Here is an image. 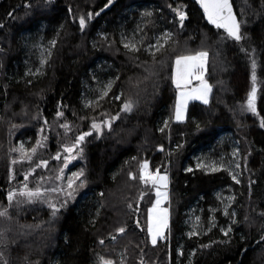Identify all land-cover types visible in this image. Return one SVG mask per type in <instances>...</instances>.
<instances>
[{
    "label": "trees",
    "instance_id": "trees-1",
    "mask_svg": "<svg viewBox=\"0 0 264 264\" xmlns=\"http://www.w3.org/2000/svg\"><path fill=\"white\" fill-rule=\"evenodd\" d=\"M233 3L239 19L248 21L243 30L250 34L251 41L246 39L241 43L257 49L256 106L260 116L241 110L252 87L247 56L234 41L219 40L224 32L206 22L193 0H112L108 7H105L107 0H53L51 4H45L44 0H0V24L4 25L0 28V49H3L0 52V204H7L10 186L23 181L27 166L17 163L16 179L9 184L10 159L19 155L10 153L9 148L20 143L29 148L39 138L43 120L33 118L37 106L42 117L52 124L58 103L66 105L63 110L72 122V132L68 133L71 137L77 130H88L89 120H78L80 115L91 113L101 119L102 110L110 114L119 111L123 99L130 97L136 101L133 113L116 120L113 131H106L100 139H94L93 133V137L87 138L91 142L84 146V158L73 160L64 168L66 175L84 168L88 184L61 210L57 219L50 221L49 210L40 204L22 205L18 212L10 210L20 224H40V227L21 235L15 221L12 222L9 244L3 249L9 264H24L21 258L25 254L38 264H96L100 256L117 259L121 253H125L127 264H138L140 248H144L145 259L156 260L157 264H189V253L194 248L196 255L191 258V264H264V241L260 240L264 216L259 214L264 211V129L259 127L260 117H264V13L255 14L260 10V0H233ZM177 7L187 13L183 30L173 11ZM144 11L153 13L150 22L142 21ZM88 12L99 15H94L81 33L78 17L87 18ZM138 24L147 33L146 43L165 29L175 33L166 46L165 63L155 66L154 75L136 66L120 43L121 33L132 36ZM104 34L114 41L112 47H108ZM52 39L57 43L44 74L26 75V62L35 55L30 56L33 45L42 41L50 47ZM201 49H206L209 55L207 79L212 85L211 99L207 105L192 103L187 120L179 123L169 119L177 101L171 79L175 56L194 54ZM140 58L145 59V54L141 53ZM117 75L119 80L101 102L102 109L92 112L86 108V100L94 99L99 92L98 80L105 78L107 83ZM27 80L33 83L28 85ZM121 91L124 93L121 100L111 99ZM166 120L169 127L160 132L158 129ZM196 122L201 124L200 131L195 129ZM13 124L18 127L11 128ZM56 132L61 133L59 139L63 140V129L55 124L51 129L45 126L48 147L40 149L38 155L48 159L49 164L47 169H36L29 177L30 187L37 175L54 174L63 166L61 161L51 158L58 147ZM224 135L239 144L242 168L243 156L251 152L248 169L256 182L250 199L249 171L243 172L241 184H235L224 171L204 174L195 169L194 158L211 145L215 157L229 153L230 141L226 139L223 144L218 141ZM177 142L183 144L182 149L168 156V150L174 149ZM160 144L165 151H159ZM143 160L149 162L152 171L157 168L161 174L167 171L170 181V230L167 239L160 240L155 248L147 236L148 209L155 201V187L151 182L145 184L128 175L131 171L138 177ZM189 166L195 174L185 171ZM222 187H229L235 194L230 212L236 211L239 223L232 224L230 242L200 249V244L229 239L220 228L227 227L231 221L223 215V205L215 195ZM129 202L139 211L129 210ZM193 206L200 210L204 230L199 237L189 238L186 221ZM93 218L94 226L90 223ZM212 222H216L215 226L206 231ZM7 225V221L0 220V229ZM121 225L127 226L123 235L115 233ZM110 233L117 235L116 242L110 240ZM100 238L105 240L103 245ZM245 248L247 251H242ZM180 249L183 256L178 254Z\"/></svg>",
    "mask_w": 264,
    "mask_h": 264
},
{
    "label": "snow or ice",
    "instance_id": "snow-or-ice-1",
    "mask_svg": "<svg viewBox=\"0 0 264 264\" xmlns=\"http://www.w3.org/2000/svg\"><path fill=\"white\" fill-rule=\"evenodd\" d=\"M53 0H44L45 4H51ZM112 3V0H107V4L105 7H108ZM197 3L203 10V15L207 19L208 23L214 25L217 30L222 29L224 32V36L219 37V40L222 42L224 40L230 39L234 41L240 47V51L243 52L250 64L251 69V91L248 94V98L246 101V105L242 106L241 110L245 112H250L254 116H260V113L257 110L256 102H257V72L256 69L258 67V56L257 49L254 46L245 47L242 41L246 39L251 41V36L248 32L243 30V25H246L248 21L246 19L241 20L238 19L236 12L234 11L232 0H197ZM26 7H30V5H25ZM171 7V5L169 6ZM71 11V9H69ZM173 11L178 16V26L181 30L184 28L185 20L187 19V13L183 11L180 7L173 9ZM264 13V0H260V10L255 14L260 15ZM12 14L9 13V16ZM94 15H99V12L87 13V18L84 15H80L78 17V24L81 33H83L84 29L87 26V22L93 18ZM153 13L151 11H144L141 13L142 21L150 22ZM75 19V18H74ZM4 25L0 24V28H3ZM63 27V25H61ZM137 35L139 38L137 39ZM175 33L171 30L165 29L158 34H154L151 39V42H147L148 39L147 33L141 27V25H137L133 31L132 36H126L121 33L120 43L123 48L126 50L125 54L131 56V60L138 67H143L144 71L149 75H154V68L156 65H163L165 63L164 54L168 51L166 46L169 45V42L172 41ZM104 40L107 43L108 47H112L114 41H109L107 34H104ZM175 41H173L174 43ZM57 41L52 39L49 41L50 47L43 48L41 53V58L39 60V67H37L34 71L29 70L26 75L37 76L44 74V67L49 64V60L53 55L52 49L55 47ZM96 44H93L95 47ZM3 49H0L2 52ZM119 51V49H117ZM145 54L146 58L141 59L140 54ZM138 62V63H137ZM175 72L172 75L171 79L175 85L177 90V101L175 104V110L173 116L169 117V119H174L176 122L183 123L187 120V110L188 103L190 100H199L202 101L203 104L207 105L209 103V97L212 93V85L205 79V73L207 71L208 64V51L206 49H201L196 51L194 54L189 55H176L175 56ZM95 79V76L93 77ZM131 80V78H129ZM116 80H119V76H115L110 79L104 86L99 90L98 94L94 99H88L85 102V107L95 111L97 108L102 109V101L106 97L109 96V93L113 87V84ZM199 81V84L195 87H189L192 84V81ZM26 83L31 85L33 83L32 80H27ZM124 95L123 91L119 94H113L111 99L113 100H121V97ZM67 107L61 103L57 105V111L55 112V120L52 124H55L56 127L64 130V139L60 140L61 136L60 132H56L55 135L58 137L57 139V150L54 155L51 156L52 159L56 161L62 162V167H59L54 174L45 175L41 173L35 177V184L30 187L29 186V177L36 173V169H47L49 160L43 158L38 155V151L40 149H47V140L48 136L45 135V126L49 129L52 128V124L46 118H43L41 115V110L37 106V112L34 115V119H42L43 124L39 130V138L35 140V143L26 148L24 143H20L18 147H10V153H18L19 155L16 157H12L10 159L9 166V184L16 179V172L14 166L17 163H20L22 166L26 165V170L23 171V181L17 182L15 187L10 186L6 193L7 204H0V220H4L8 222V225L0 229V264H9V259L5 254L3 249L8 247L9 238L8 233L11 232L12 222L15 221L17 226V230L21 235L30 234L34 229L39 228L40 224H20L19 220L13 215V212L10 210H16L18 212L22 205L30 204H40L42 206H46L49 210V218L50 221L55 220L61 214V210L65 209L67 205L74 201L76 196L79 194L80 190L85 188L88 184V179L85 174V169L80 168L78 171L71 172L70 175H66L64 172V168L68 167V164L76 159H83L85 145L90 143L87 138L93 137V133H95L94 139H100L105 135V132L111 133L113 131V124L116 120L122 119V117H127L129 114L133 113L136 107V101L132 98L128 97L123 99L119 111L115 114H110L106 110H102L99 113V116L102 117L98 119L95 115L91 113L80 115L78 120H89V127L86 131L77 130L71 137L68 136V133L72 132V122L68 121L65 117L64 108ZM75 116L76 113L73 112ZM61 118H63L61 120ZM18 125H11V128H16ZM169 127L168 121H164L162 127L158 130L160 132H164L166 128ZM259 127L264 129V117H260ZM196 131L201 130V124L199 122L195 123ZM11 135V131H10ZM183 144L177 142L175 144V148H170L168 150L167 155L171 156L173 151H177L182 149ZM159 151H165L164 145H157ZM251 155L249 151L245 156H243V168L240 163L241 156L240 150L238 148H234L231 152V159H226L222 154L218 157H197V162L195 164V169L200 170L204 174H213L217 172L224 171L226 172L232 181L235 184H241V177L245 170L249 171L250 175L248 176L247 186L249 191V199L251 198L252 185L256 182L252 179V170L248 169V156ZM132 159H136V157H132ZM171 163V161H169ZM185 171L189 173H193V167L189 166L185 169ZM129 177L133 180L137 178L140 181H143L145 184L151 182L152 186L156 189V200L150 209H148L147 216V236L149 238L150 245L155 248L158 245L160 240H166V229H169V210L168 207H163L165 201H169V174L165 171L161 174L160 169L157 168L155 171L150 170L149 162L147 160H143L139 165V176L135 175L133 172L129 171ZM230 187V186H229ZM104 193L101 192L100 196H103ZM143 193H141V198ZM220 202L223 204V215L229 217L231 223L227 227H221L220 231L223 233L224 237H229V234L232 232V224L239 223L236 220V211L229 209L232 204L235 202V195H229L228 197L218 196ZM127 208L129 210L138 212V208H133V204L129 202L127 204ZM36 210V209H33ZM99 209L96 212V216H99ZM264 216V211L259 213ZM200 217H195L197 223L193 225V230L187 233L188 237L191 238L193 236L199 237L202 233L200 230ZM214 220V218H213ZM245 220H248V216H245ZM43 221H41V224ZM91 224H95V218L90 221ZM136 226L139 227V220L135 221ZM215 224H210L206 231H211V228L214 227ZM127 230L126 225H121L115 229V233H119L121 235L125 234ZM109 238L112 242L117 241V235L110 233ZM244 238L243 236L241 237ZM260 240L264 241V233L261 234ZM230 242V237L228 240L221 241H210L208 244H200L199 248H209L212 244L215 243H228ZM11 243H16V240L13 239ZM99 243L103 245L105 243L104 238L99 239ZM259 243V241L257 242ZM139 247V245H138ZM126 251V250H125ZM242 251H247V248ZM179 255L183 256V250H179ZM196 255V249H192L189 253V264H191V258ZM146 253L144 248H140V256L138 258V264H157L156 260H147L145 259ZM24 264H38V261L33 262L29 259V256L25 254L22 258ZM171 257L169 254V261ZM96 264H127V258L125 253H121L117 259L105 258L100 256L96 261Z\"/></svg>",
    "mask_w": 264,
    "mask_h": 264
},
{
    "label": "rangeland",
    "instance_id": "rangeland-1",
    "mask_svg": "<svg viewBox=\"0 0 264 264\" xmlns=\"http://www.w3.org/2000/svg\"><path fill=\"white\" fill-rule=\"evenodd\" d=\"M41 45H43L44 46V48H47L48 46L45 44V43H43L42 41L40 42H38L36 45H33V52H31V54H30V56H32L34 53H35V57L34 56H32V58L31 59H29V60H27V62H26V73H28L29 72V70H32V71H34L37 67H39L40 65H39V60H40V58H41V53H42V51H43V48H41ZM208 61H209V55H208ZM207 68H208V64H207ZM175 72V71H174ZM205 79H207V71H206V73H205ZM208 80V79H207ZM209 82V81H208ZM106 83V79L105 78H103L102 80L100 79V80H98V86H99V90L104 86V84ZM199 84V81H196V80H193L192 81V84L189 86V87H195V86H197ZM211 95H212V93H211ZM211 95H210V97H209V102H210V99H211ZM202 103L203 104V102L202 101H199V100H190L189 101V103H188V110H187V117H188V111H189V107H190V105L192 104V103ZM226 139H228V141H230V151H229V153H222V155L226 158V159H231L232 157H231V152L233 151V149L234 148H238L239 150H240V148H239V144L237 143V142H235L233 139H232V137H228V135H224V136H222L221 138H219L218 139V141L220 142V143H222L223 144V142L226 140ZM218 141H216L215 142V144H217L218 143ZM214 153V148H213V146L211 145V146H209V147H207L206 149H204L200 154H198L195 158H194V160H195V163L197 162V157H209V156H211V157H214L215 158V155L213 154ZM240 163H241V160H240ZM71 164V162L69 163V165ZM228 188L229 187H222V188H220V189H218L217 191H216V197H217V199H218V196H221V197H228L229 195H235L234 194V192H232V191H229L228 190ZM168 192H169V188H168ZM155 195H156V189H155ZM155 200H156V197H155ZM219 201H220V199H218ZM154 203H155V201H154ZM169 203H170V192H169V201H165L164 202V204L162 205L163 207H168V210H169V229H166L165 230V232H166V236H167V232L170 230V219H171V215H170V207H169ZM234 204V203H233ZM233 204H232V206H231V208L233 207ZM223 205V204H222ZM230 208V209H231ZM230 209H229V211H230ZM197 216H199L200 218H201V213H200V210L198 209V207L197 206H193L189 211H188V218H187V221H186V225H187V232L186 233H188L189 231H191V230H193V225L195 224V223H197L196 222V220H195V217H197ZM213 223V222H212ZM214 223H216V222H214ZM199 224H200V230H201V233H203V227H202V224H201V219H200V222H199ZM188 236V235H187ZM160 242V241H159ZM158 242V243H159Z\"/></svg>",
    "mask_w": 264,
    "mask_h": 264
},
{
    "label": "water",
    "instance_id": "water-1",
    "mask_svg": "<svg viewBox=\"0 0 264 264\" xmlns=\"http://www.w3.org/2000/svg\"><path fill=\"white\" fill-rule=\"evenodd\" d=\"M196 4H197V6L199 7V9L202 11V14H203V10H202V8L200 7V5L197 3V0H193ZM232 3H233V0H232ZM233 7H234V11L236 12V9H235V6H234V3H233ZM236 14H237V12H236ZM204 16V15H203ZM237 16H238V14H237ZM206 19V18H205ZM238 19H239V17H238ZM206 22L208 23V21H207V19H206ZM211 27H214L215 28V26L214 25H211L210 23H208ZM220 30H222V29H220ZM223 31V30H222Z\"/></svg>",
    "mask_w": 264,
    "mask_h": 264
}]
</instances>
